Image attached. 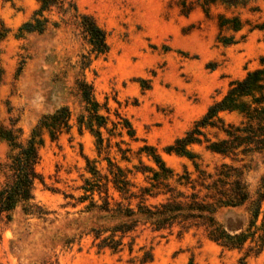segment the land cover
I'll list each match as a JSON object with an SVG mask.
<instances>
[{
  "label": "rangeland",
  "instance_id": "rangeland-1",
  "mask_svg": "<svg viewBox=\"0 0 264 264\" xmlns=\"http://www.w3.org/2000/svg\"><path fill=\"white\" fill-rule=\"evenodd\" d=\"M66 1H74L106 32V55L92 54L72 12L67 16L57 10L46 12L47 32L22 34L20 29L31 22L41 3L0 0V127L16 124L27 140L43 117L63 107L70 108L73 124L57 142L46 134L40 150L38 171L43 183L36 184L34 194L50 214L39 219L18 209L12 222L0 216V264H143L147 253L152 261L144 264H264V206L252 226L250 203L223 207L216 216L230 236L248 237L241 249L223 247L204 228L180 235L179 229L169 234L142 227L132 235V250L127 240L120 253H99L91 234L100 224L97 215L86 211L88 202L78 204L77 199L84 194L85 181L93 178L86 158L97 162L103 173L108 163L106 155L98 154L95 135L79 128L85 105L76 84L85 77L94 87L103 116L114 120L119 112L133 124L137 141L124 137L132 150L130 162L122 161L117 149L110 155L122 167L133 169L143 163L157 169L151 157L140 153L149 146L176 173L187 170L197 178L193 161L166 150L225 97L233 82L262 68L264 32L256 27L264 24V0H245L243 6L220 0L209 7L199 0ZM222 17L239 18L243 30L222 29ZM225 38L236 43L226 45ZM83 56L91 60L85 70ZM222 117L229 123L241 121L238 114ZM206 132L215 139V130ZM190 149L208 172L232 163L206 151L205 145ZM9 152L8 143L0 139V165ZM235 166H245L244 178L257 199L264 179V154L250 155ZM3 182L0 173V187ZM136 182L150 187L142 175Z\"/></svg>",
  "mask_w": 264,
  "mask_h": 264
},
{
  "label": "trees",
  "instance_id": "trees-1",
  "mask_svg": "<svg viewBox=\"0 0 264 264\" xmlns=\"http://www.w3.org/2000/svg\"><path fill=\"white\" fill-rule=\"evenodd\" d=\"M41 8L35 17L25 24L22 34L48 31L50 21L44 17L46 12L57 10L63 16L71 12L80 21L87 40L96 57L109 52L106 32L97 24L94 17L82 14L77 4L66 0H38ZM220 0H199L204 7L216 4ZM226 5H246L245 0H221ZM56 27L58 24H55ZM220 27L236 33L243 30L242 21L237 18H221ZM264 32V24L257 26ZM223 43L231 45L234 39L225 38ZM91 65L88 56H83L82 69ZM77 89L85 105V113L78 119L81 131L92 132L97 138L99 156L106 155L108 163L103 173L97 162H88V172L93 176L87 179L82 190L83 196L77 199L78 204L86 202V211L96 214L98 226L92 229L94 245L98 252H122L129 241L131 250L135 239L132 235L142 227H149L153 232L172 234L179 229V234L193 229L204 228L208 237L228 249H241L247 242L245 234L230 236L219 224L217 212L223 207H240L251 204L252 226H255L263 213L264 179L254 199L249 185L244 178V167L235 163L244 162L250 155L264 154V58L262 68L248 73L247 77L232 83L225 97L214 103L194 127L186 135L167 148L169 154L187 157L193 161L197 178L187 170L176 173L167 166L156 150L145 146L140 153L151 157L157 169L149 168L141 163V167L133 169L122 167L111 158V152L117 149L122 161L130 162L132 150L124 137L137 141L136 130L131 121L121 113L115 119L101 114V105L95 96V90L86 78L78 79ZM107 109V108H105ZM110 113V112H109ZM222 114H238L239 123H229ZM111 126V127H110ZM73 129L72 112L63 107L54 114L43 117L33 129L29 139L23 140L21 128L13 124L10 128L0 127V139L6 141L10 152L4 163L0 165V173L4 182L0 187V216L12 222L14 214L21 209L26 216L46 218L50 213L35 198L37 183H43L38 171L41 162L40 150L45 144L48 134L53 142ZM105 130L108 137L105 138ZM207 130H215V139L209 137ZM222 135L223 137H219ZM119 138V141L114 142ZM205 145L206 151L230 159L231 164L224 163L211 173L197 162L199 156L190 147ZM139 175L145 177L150 187L139 185ZM98 197V198H97ZM150 199H161L155 204ZM152 261V254L147 253L142 263Z\"/></svg>",
  "mask_w": 264,
  "mask_h": 264
}]
</instances>
